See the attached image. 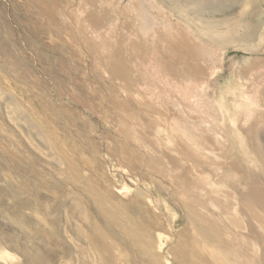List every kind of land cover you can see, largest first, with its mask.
Returning <instances> with one entry per match:
<instances>
[{
	"label": "rangeland",
	"instance_id": "374dc122",
	"mask_svg": "<svg viewBox=\"0 0 264 264\" xmlns=\"http://www.w3.org/2000/svg\"><path fill=\"white\" fill-rule=\"evenodd\" d=\"M0 264H264V0H0Z\"/></svg>",
	"mask_w": 264,
	"mask_h": 264
}]
</instances>
